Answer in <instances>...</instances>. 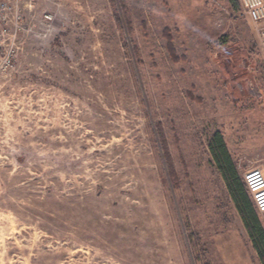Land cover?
I'll use <instances>...</instances> for the list:
<instances>
[{"label":"rangeland","instance_id":"obj_1","mask_svg":"<svg viewBox=\"0 0 264 264\" xmlns=\"http://www.w3.org/2000/svg\"><path fill=\"white\" fill-rule=\"evenodd\" d=\"M22 14L0 78V264H262L210 150L220 132L242 180L264 164L261 24L237 0Z\"/></svg>","mask_w":264,"mask_h":264},{"label":"built area","instance_id":"obj_2","mask_svg":"<svg viewBox=\"0 0 264 264\" xmlns=\"http://www.w3.org/2000/svg\"><path fill=\"white\" fill-rule=\"evenodd\" d=\"M242 14L255 24H261L260 53L264 58V0H237ZM36 0H0V78L10 75L16 68L19 41L24 30L22 14ZM244 184L259 214H264V164L244 174Z\"/></svg>","mask_w":264,"mask_h":264},{"label":"trees","instance_id":"obj_3","mask_svg":"<svg viewBox=\"0 0 264 264\" xmlns=\"http://www.w3.org/2000/svg\"><path fill=\"white\" fill-rule=\"evenodd\" d=\"M237 4V3H236ZM235 9H238L236 5ZM210 150L229 194L235 202L244 226L252 240L262 264H264V227L244 181L232 159L223 135L217 132L210 141Z\"/></svg>","mask_w":264,"mask_h":264},{"label":"crops","instance_id":"obj_4","mask_svg":"<svg viewBox=\"0 0 264 264\" xmlns=\"http://www.w3.org/2000/svg\"><path fill=\"white\" fill-rule=\"evenodd\" d=\"M255 151H257L259 154L262 153L264 151V141H260L259 144L257 143V141L255 142ZM257 153V154H258Z\"/></svg>","mask_w":264,"mask_h":264}]
</instances>
